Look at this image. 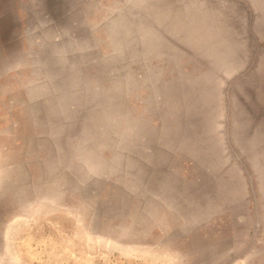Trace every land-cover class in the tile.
Masks as SVG:
<instances>
[{"label":"rangeland","instance_id":"obj_1","mask_svg":"<svg viewBox=\"0 0 264 264\" xmlns=\"http://www.w3.org/2000/svg\"><path fill=\"white\" fill-rule=\"evenodd\" d=\"M0 264H264V0H0Z\"/></svg>","mask_w":264,"mask_h":264}]
</instances>
